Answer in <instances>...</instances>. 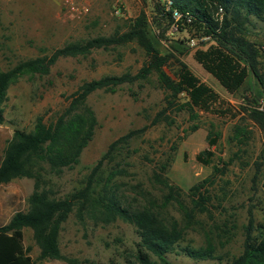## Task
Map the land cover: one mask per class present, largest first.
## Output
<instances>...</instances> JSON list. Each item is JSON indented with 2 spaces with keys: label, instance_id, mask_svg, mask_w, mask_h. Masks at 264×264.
<instances>
[{
  "label": "rangeland",
  "instance_id": "obj_1",
  "mask_svg": "<svg viewBox=\"0 0 264 264\" xmlns=\"http://www.w3.org/2000/svg\"><path fill=\"white\" fill-rule=\"evenodd\" d=\"M62 4V0H0V72L50 56L66 44L124 35L142 20L166 59L163 70L168 77L180 85L183 74L189 72L199 86L211 90L212 97L200 101L207 109L192 104L191 114L184 106L192 103L188 89L174 96L155 71L133 84H122L115 93L94 92L86 102L98 123L94 138L75 168L54 177L52 196L64 198L79 189L110 146L134 133L102 163L104 179L118 171L112 191L126 208L153 203L161 217L180 223L182 239L167 254L168 264H234L245 254L249 234L252 239H264V131L245 112L256 107L255 98L257 109L264 110V20L253 17L245 36L260 52L258 69L263 83L249 72L239 88L229 91L220 81L233 82L244 75V63L223 53L200 22L176 24L165 11V0H98L78 17L69 16ZM116 9L121 15H116ZM175 24L178 31L168 35ZM145 52L133 40L86 55L60 57L46 76H19L2 106L0 166L16 130L32 131L40 116L47 123L55 121L85 83L140 74L149 64ZM238 125L250 133L243 146L234 139ZM210 132L218 135L219 143L212 148L213 163L205 166L196 157L208 148ZM167 178L180 191L177 202H166L168 190L162 181ZM205 180L209 182L197 196L192 188ZM34 181L15 179L0 186V228L28 210ZM201 198L205 210H196L193 219L186 217L194 211L193 200L202 202ZM139 241L136 228L123 220L105 225L86 217L82 222L73 213L62 227L60 250L64 257L87 264H140L135 259ZM24 245L36 264H68L43 259L31 229L24 230ZM209 247L213 248L211 258L196 259L189 254L190 250L206 252ZM151 260L164 264L155 256Z\"/></svg>",
  "mask_w": 264,
  "mask_h": 264
},
{
  "label": "trees",
  "instance_id": "obj_2",
  "mask_svg": "<svg viewBox=\"0 0 264 264\" xmlns=\"http://www.w3.org/2000/svg\"><path fill=\"white\" fill-rule=\"evenodd\" d=\"M165 1L167 9L165 11L169 16L172 17L174 10L189 13L194 21L200 22L208 29V34L217 42L223 53L244 63V75L241 74L233 82L220 81L222 86L229 91H234L244 82L249 72L258 79V82L263 83V77L258 69L260 52L254 44L245 39V36L249 25L253 24V17L264 20V0ZM221 9H223L222 20L219 17ZM133 40L146 51L149 57V64L140 74L136 76L124 74L120 77L106 76L85 83L72 95L69 106L55 121L47 123L40 116L32 131L16 130L9 141L0 166V186L15 179L32 178L35 180V189L29 199L28 210L16 214L9 224L0 228V264H36L25 250V229L33 231L43 259L63 260L68 264H87L76 258L64 257L60 250L62 227L73 213H76L82 222L86 217L105 225L117 220L125 221L136 228L140 239L135 259L140 264H155L151 260V256H155L164 264H168L167 254H171L182 239L183 227L176 220L170 221L161 217L153 203L150 207L126 208L118 195L112 191L113 180L118 171L112 172L111 177L107 179H104L101 174L104 160L112 156L119 144L127 143L134 133L115 141L110 146L107 155L105 154L92 169L86 182L70 195L64 198L52 196L50 188L54 177H62L65 171L79 164L83 150L94 138L98 123L94 111L86 104L87 98L94 92L106 89L115 93L122 84H133L139 78H145L155 71L159 74V81L163 87L174 96H179L188 89L192 103L188 102L184 106L188 107L191 114L195 110L193 105L204 109L209 108L201 105L200 101L208 99L207 96L212 97L211 90L205 86H199L198 79L192 74L185 70L186 73L183 74L180 85L168 77L163 70L166 59L159 54L160 52L149 38L142 20L124 35L66 44L50 56L38 57L20 63L7 72H0V125L5 121L2 106L6 100L7 91L19 76L25 74L46 76L60 57L86 55L96 49L122 45ZM198 55L196 58L201 62ZM207 69L215 73L209 65ZM255 99L254 106L256 107L245 109V112L248 120L255 122L264 131V110L257 109L258 99ZM234 131V139L239 140L240 145L243 146L245 140L250 138V133H247L246 129L240 125L236 126ZM208 143V148L196 157L197 161L205 166H210L214 161L215 154L212 148L219 143L218 135L210 132ZM214 171L218 172L217 168ZM208 182L209 180H205L195 188L193 187L192 191L199 196L200 191ZM162 183L168 190L166 202H177L180 191L171 185L168 178ZM193 202L194 211L186 215L190 219L194 218L193 214L196 210H205L204 200L202 202L193 200ZM249 235L245 244V254L234 264H264V239H252ZM189 254L196 259L211 258L213 248L209 247V250L203 253L190 250Z\"/></svg>",
  "mask_w": 264,
  "mask_h": 264
},
{
  "label": "built area",
  "instance_id": "obj_3",
  "mask_svg": "<svg viewBox=\"0 0 264 264\" xmlns=\"http://www.w3.org/2000/svg\"><path fill=\"white\" fill-rule=\"evenodd\" d=\"M97 1L98 0H62V8L69 16L78 17L86 14L89 11L90 6ZM222 11L223 9L219 11L220 20H222ZM115 13L116 15H121V11L119 9H116ZM172 18L176 24L177 22L194 21V18L189 13H182L179 10H174ZM176 24L169 29L168 35H174L178 31V26Z\"/></svg>",
  "mask_w": 264,
  "mask_h": 264
}]
</instances>
